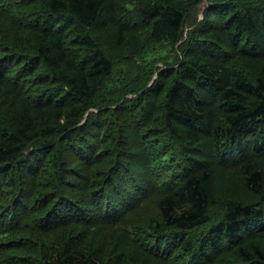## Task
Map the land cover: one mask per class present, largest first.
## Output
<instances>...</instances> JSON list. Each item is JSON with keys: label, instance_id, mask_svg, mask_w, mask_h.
Instances as JSON below:
<instances>
[{"label": "trees", "instance_id": "trees-1", "mask_svg": "<svg viewBox=\"0 0 264 264\" xmlns=\"http://www.w3.org/2000/svg\"><path fill=\"white\" fill-rule=\"evenodd\" d=\"M237 58L264 0H0V264H264V71Z\"/></svg>", "mask_w": 264, "mask_h": 264}, {"label": "rangeland", "instance_id": "rangeland-1", "mask_svg": "<svg viewBox=\"0 0 264 264\" xmlns=\"http://www.w3.org/2000/svg\"><path fill=\"white\" fill-rule=\"evenodd\" d=\"M208 5L203 1V3H201L199 5V10L197 11V14H195L194 16L199 20L202 19V11L207 8ZM190 30V28L185 27V36L187 31ZM232 62H242L246 68H248V70H250V72H259L260 70L263 72L264 71V59L261 60H256V61H245L242 59H234L232 60ZM240 64V63H239ZM156 79V75L153 76V80L151 81V84H153L154 80ZM236 172L233 173H227L224 175V178L222 179H218V177L214 178L215 184L216 185V189H213V194L218 198L223 199V197H225V195H230V194H234V195H241L244 194V189L242 187V183L240 182L239 178H237V176L234 174ZM218 174H216L217 176ZM214 183V182H213ZM219 192L221 193L219 196ZM148 207H151L150 205H148ZM68 231H73L72 229H68ZM105 249H104V255H103V259L106 258L107 253H109V242L113 241V239H115L114 236H111V231L105 229ZM98 234V233H97ZM92 234H90V236L88 235L85 240V243H89V240ZM110 240V241H109ZM106 253V255H105ZM152 264H156L155 262H153Z\"/></svg>", "mask_w": 264, "mask_h": 264}]
</instances>
